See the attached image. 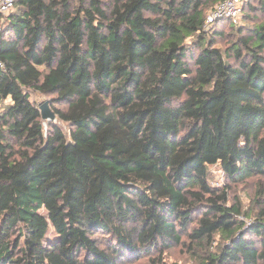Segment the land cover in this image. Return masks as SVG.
Returning a JSON list of instances; mask_svg holds the SVG:
<instances>
[{"label":"trees","instance_id":"trees-1","mask_svg":"<svg viewBox=\"0 0 264 264\" xmlns=\"http://www.w3.org/2000/svg\"><path fill=\"white\" fill-rule=\"evenodd\" d=\"M222 1L14 0L0 31V264H164L183 236L191 251L216 235L202 264H264V22L221 48L231 22L209 32L205 19ZM254 5L264 14L245 0L247 19ZM215 165L232 184L258 179L251 225L210 185Z\"/></svg>","mask_w":264,"mask_h":264},{"label":"rangeland","instance_id":"rangeland-1","mask_svg":"<svg viewBox=\"0 0 264 264\" xmlns=\"http://www.w3.org/2000/svg\"><path fill=\"white\" fill-rule=\"evenodd\" d=\"M256 6V12L254 13H249V16L251 19H247L244 17L242 13V17L236 21V22H231L230 28L229 27H224V28H217L220 30L223 34V40L219 41L218 46H221V48H226L230 43L235 42L238 38V34L236 33V29L238 27L242 26H253V25H258L260 22H264V14L260 13L258 11V6ZM214 8L210 9L207 12L205 22L207 20V16L211 13V11ZM248 14V13H246ZM253 24V25H252ZM231 26L234 28L231 29ZM205 31L213 32L212 26H207L205 27ZM30 100L33 103L35 107L38 108V106L44 102L50 99L49 96H44L40 95L38 93L31 92L30 94ZM9 104V100L5 101L2 104H0V112L2 111V108L5 105ZM56 109H63L64 107L62 106H56ZM57 126H59L62 130L65 132L67 131V126L60 122L59 120H56ZM209 176L208 180L211 186L214 188H219V189H224L226 186L228 187V192H229V204H234V203H240L241 206V211H242V216L238 217L239 221H242L244 223V227L251 225V223L255 222V214L258 211V208L256 207L255 204V198H256V189H257V183L258 179H250L247 180L244 183L241 184H232L225 180L224 176L221 175L222 171L219 169L217 165L211 166L208 169ZM185 243L184 245H173L169 250L165 251L161 255V260L162 263L164 264H202V262L206 259V257L209 254H213L214 252L216 253L217 247L223 243L222 238L219 235H216L215 241L213 244L208 248L207 246L202 247L201 249H193L189 250L188 249V240L186 237H182V241ZM158 255L156 253H152L149 256L142 257L139 260H131L128 262H124L122 264H154V262L157 261ZM158 264V263H155Z\"/></svg>","mask_w":264,"mask_h":264},{"label":"built area","instance_id":"built-area-1","mask_svg":"<svg viewBox=\"0 0 264 264\" xmlns=\"http://www.w3.org/2000/svg\"><path fill=\"white\" fill-rule=\"evenodd\" d=\"M245 0H223L217 4L211 11L205 22V27L211 26L220 19L238 21L242 17V7ZM14 0H0V31L6 20V17L13 9ZM222 176L223 173H221Z\"/></svg>","mask_w":264,"mask_h":264},{"label":"water","instance_id":"water-1","mask_svg":"<svg viewBox=\"0 0 264 264\" xmlns=\"http://www.w3.org/2000/svg\"><path fill=\"white\" fill-rule=\"evenodd\" d=\"M38 110L41 114V118L43 120L49 121V122H54L55 121V115L51 111L50 106H49V101H44L38 106Z\"/></svg>","mask_w":264,"mask_h":264}]
</instances>
